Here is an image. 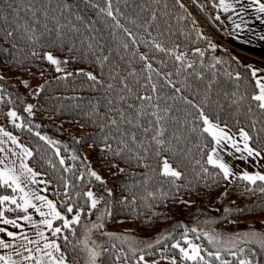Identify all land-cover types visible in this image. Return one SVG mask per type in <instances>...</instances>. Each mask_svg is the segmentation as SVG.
<instances>
[{
  "label": "trees",
  "instance_id": "trees-1",
  "mask_svg": "<svg viewBox=\"0 0 264 264\" xmlns=\"http://www.w3.org/2000/svg\"><path fill=\"white\" fill-rule=\"evenodd\" d=\"M259 1L264 3V0ZM184 2L211 33L224 39L226 29L217 0ZM106 6V0H0V72L16 76L20 72L41 70L47 75L34 93L32 113L29 114L25 111L30 104L23 85L0 73L1 126L32 150L33 156L28 158V164L40 172L43 179L51 180L47 190L49 199L55 200L58 197L54 193L63 192L61 176L76 184L77 191L91 189L96 197L101 198L95 210L81 217V226H74L76 235L72 236L67 230L65 234L75 244L77 238L83 239L85 225L102 216L99 223L106 231L100 232V245L109 249L101 257L103 264H134L129 245L120 238L121 233L131 230L116 227V224L130 220L139 228L138 233L159 236V243L143 248V252L139 249L136 257L165 251L173 252L180 264H197L196 261L182 259L179 249L162 247L187 233L199 242L202 249L215 251L205 239V233L219 234L227 239L250 229L264 232V194L247 192V182L235 177L227 182L218 169L205 163V153L210 151L213 142L207 134L192 130L194 126L197 129L202 127V122L197 121L194 125L196 110L180 100V94H175L168 87L158 93L166 97L167 105L172 107L163 139L175 143L173 135L180 136V146L184 150L181 160L185 178L176 182L181 186L179 192L169 189L168 181L144 166L155 167L157 157L154 148L140 165L129 160V153L123 157L114 155L122 147L119 144L122 137L110 124L111 119L119 120L117 111H110V108L127 110L128 104L140 103L136 100L137 95L151 94L136 83L138 80L143 83L141 75L129 76L133 68L138 71L141 67L139 60L133 57L134 51L148 54L154 60V68H161L158 61L165 60L167 66L163 71L175 73L171 60L159 52L153 56L154 50L145 47L155 38L168 48L178 45V51L187 53L188 62L193 64V68L172 77L176 87L183 89V96L201 105L205 115L213 121L224 126L227 124L232 131L243 128L253 137L252 147L257 146V141L264 144V131H261L264 129V111L258 109L250 98L257 92L250 67L229 48L216 44L218 41L213 43V35L205 32L179 0H112L114 15L139 40L128 50L121 47L128 39L123 30L115 28L112 18L100 12ZM9 32L11 36L7 35ZM196 49H200L203 56L197 54ZM47 51L64 55L72 75H57L45 59ZM103 56H108L109 60L101 63ZM87 69L99 83L87 78ZM115 74L118 78L113 79ZM237 74L239 80L235 79ZM124 79L132 91H122L121 80ZM121 96L126 99L121 101ZM109 101L113 103L109 105ZM164 106L161 104L162 108ZM9 107L17 112L23 128L14 127L9 120L6 115ZM144 126L147 127L146 124ZM29 127L31 131H28ZM125 128L136 132L148 143L151 134L146 137L142 129L127 125L121 126V132ZM36 132L53 144L41 140ZM106 141L112 150H104ZM84 145L88 146L87 156L83 152ZM57 149L59 155L56 154ZM73 156L77 159L73 160ZM61 158L66 162L64 166L59 164ZM87 161L96 164L104 174L103 183L87 174ZM197 161L209 168L210 175H197L201 172ZM64 167L72 168L73 172H64ZM73 173L84 174L85 179L82 182L76 180ZM147 177L151 179L146 185ZM146 188L156 192L157 198H146ZM165 190L168 195L161 197L160 193ZM219 191L215 204L208 205L206 195ZM0 194L12 193L9 189L0 190ZM80 203L84 201L81 199ZM85 212H89L87 206ZM5 215L15 217L18 213L6 212ZM193 228L197 229L195 233L191 231ZM58 242L63 248V241ZM113 244L115 248L111 247ZM67 247L70 252L68 262L72 264L75 257L79 264H84L86 253L77 255L71 252V244ZM121 251L129 257L127 261L116 259ZM201 255L211 259L203 250ZM225 258L232 259L227 254ZM259 259L264 262V257ZM212 264L218 262L213 261Z\"/></svg>",
  "mask_w": 264,
  "mask_h": 264
},
{
  "label": "snow or ice",
  "instance_id": "snow-or-ice-1",
  "mask_svg": "<svg viewBox=\"0 0 264 264\" xmlns=\"http://www.w3.org/2000/svg\"><path fill=\"white\" fill-rule=\"evenodd\" d=\"M259 3V0H255ZM106 7L101 8L100 12L105 13L108 17H111L114 21V27L117 29H122L127 41L122 43L121 47L128 50L130 46H136L139 43L137 36L129 31V29L124 28V26L117 19L116 15L113 13L112 0H106ZM96 5H94L95 7ZM183 7V5H181ZM220 7L224 11H228L232 5L226 4L225 0H220ZM259 12H264V4H259L257 9ZM154 19V17H153ZM219 19V17H217ZM239 27V25H237ZM11 36L12 33L7 34ZM130 42V43H129ZM91 48L92 45L90 44ZM145 47H149L153 51V56L155 52L162 53L165 57L173 62L175 67V73L164 72L163 67L167 64L165 60L161 59L158 61L161 68H154V60L149 58L148 54L139 53L134 51L133 57L137 58L141 63L140 69H132L129 72V76L141 75L143 78V83L138 80L137 84L145 89V95H137L136 100L139 104H128L127 110H116L110 108V111H117L119 120L111 119L110 124L115 127L116 133L122 138L119 144L122 147L118 151L114 152V155L124 156L125 153H129V160H135L138 165L141 164L143 160L148 158L152 153L150 149L154 148V155L157 157L155 167L151 165H144L151 168L152 173L159 174L163 177L165 181L169 183V189H175L176 192L180 191V185L176 182L185 178V173L182 171L183 161L181 156L184 150L180 146V136L173 135V140L175 143H170L169 141L163 139L167 132L166 125L170 121L168 113L172 111V107L167 105V98L160 96L158 93L162 91L164 87L171 88L175 94H180L179 99L183 100L186 105L190 108L196 110V117L194 118V125L197 121L202 122V127L197 129L193 127V131L199 130L201 135L207 134L211 137L213 142L211 150L206 152L207 165L212 166L219 170L225 180H229V177H234L235 174L232 168L224 162L221 152L227 155H235L239 153L237 159L247 160L252 158L256 163L259 159H264V144H260L257 141V146L252 147L253 137L249 135L247 131L243 128L238 129V134L231 133L227 129V124L221 127L219 123H214L205 115L204 109L201 105L193 103V101L188 100L182 95L183 89L176 87L175 81L172 79L173 75H180L182 71L186 69L193 68V64L188 62V54L185 52L178 51L179 46H174L172 48L166 47L164 44L159 43L153 38L152 41L145 44ZM197 54L203 56V52L200 49L195 50ZM36 53H33L35 55ZM45 59L50 63L57 65V70L59 68L60 61L54 58L52 53H46ZM109 60L108 56H103L101 58V63L107 62ZM83 74V73H81ZM68 75H72L69 73ZM253 77H257V72L254 70L252 72ZM87 78L93 82L99 83L96 77L87 74ZM118 78V74L113 75V79ZM236 80L240 79L239 74L235 76ZM122 91H132L129 88L127 79L121 80ZM255 87L258 92L251 95V100L256 102V107L261 111H264V76L257 77L255 80ZM108 88L111 89L112 85L109 84ZM235 96V93H233ZM175 98V97H174ZM121 101L126 98L124 96L120 97ZM240 99H244L241 97ZM113 102L109 101V105ZM233 103H236L234 100ZM161 104L165 106L162 108ZM146 105V106H145ZM25 111L29 114L32 113V106L29 105L25 108ZM251 111V107H249ZM12 121L14 127L23 128V124H18L16 121L20 119L15 110H10L6 114ZM179 122V121H177ZM147 125L145 127L144 125ZM127 125L132 128L142 129L146 137L150 135L148 143L145 139H142L137 135L136 132H129L127 128L121 132V126ZM255 127V123L252 125ZM31 131V128H28ZM264 131V129H261ZM41 140L46 141L48 144H53L51 140L47 137L40 135L39 132L35 133ZM15 147H8V143ZM18 149V151H17ZM105 151H110L111 145H105ZM0 190H11V195L0 194V224L11 225L13 228L18 229V231H9L5 227H0V234H4L9 239L0 238V249H11V252L7 254H0V264H68L70 252L68 250V245L71 244V252L86 253V258H84V264H103L101 257L104 253L109 252V249L104 248L102 245H96L95 241H91L89 233L92 231L91 228L85 227V234L83 239L77 238L75 244L69 238V235L65 234L67 230L72 236L76 235L74 226H81V217L87 216L91 213V210H95L97 205L100 203L101 198L95 196L91 189L87 191L79 190L77 191V185L74 184L69 179L61 176L60 187L63 188V192L57 191L54 193L58 198L53 200L49 199L46 193L48 187L51 185L50 179H38L41 176L40 172L35 171L32 167L26 163L27 159L33 156L31 149L21 144L16 136L11 132L5 131L3 127H0ZM56 154L59 155V149L56 150ZM246 154V155H245ZM14 157V159H13ZM73 160L77 159L76 156L72 157ZM19 161V163H17ZM51 164V162H49ZM65 160L61 158L59 164L61 166L65 165ZM173 163L176 167H173ZM199 165L201 172L197 175L208 176L209 168L205 167L200 161L196 162ZM53 168L55 165H51ZM64 172H73L70 167H64ZM123 172L124 169H119ZM89 176L94 177L96 181L103 183L101 177L93 171H88ZM74 178L79 181L85 179L84 174L76 175L73 173ZM242 181L247 182L246 191L250 193H255L259 191L264 194V174L259 171L254 173H249L248 171H243L239 177H235ZM148 179H145V184L147 185ZM161 188H163V182H160ZM37 185H44L42 188H37ZM146 190V198L156 199L157 193ZM109 195L111 192L109 191ZM168 191L165 190L160 193V196H167ZM84 203L81 204L80 200ZM127 199V198H126ZM85 206L89 209V212H85ZM32 210L31 212L29 210ZM227 211V210H226ZM243 211V210H241ZM6 212H16L18 215L14 219H9L5 213ZM23 213V215H19ZM110 214V213H106ZM38 216L39 219H35ZM69 215L71 219H69ZM97 221L102 220L101 217L96 218ZM18 221H23L24 223H18ZM57 222H61L57 224ZM25 225L31 227L33 230L30 235L25 231ZM93 228H102V223H94ZM193 233L197 229H191ZM111 235V234H109ZM205 239L208 241L215 251H208L207 249H202L200 245L192 243L187 239V233L182 237L183 243L187 247H182L181 242L177 241L171 247L179 249L181 257L184 260L196 261L197 264H212L213 261L218 262V264H264L259 257H264V232H260L255 229H250L242 233H236L229 236L227 239L217 235H210L205 233ZM200 237L197 236V239ZM58 241H63L64 247L62 248L61 243ZM159 243V241H157ZM227 245V246H225ZM115 248L116 245L111 246ZM148 247H152L149 245ZM97 248L101 250L98 251ZM130 251L134 259V264H149L146 260L145 255H139L136 257V248L129 245ZM206 252L207 256L211 259H206L204 255H201V251ZM139 251L143 252L142 249ZM225 254L231 256L232 259H226ZM13 255L19 257V259H13ZM123 258L125 261L129 259L127 255L121 251L116 259L119 260ZM72 264H79V260L75 257L72 259ZM152 264H158L157 261H153ZM169 264H177L175 258L169 261Z\"/></svg>",
  "mask_w": 264,
  "mask_h": 264
},
{
  "label": "rangeland",
  "instance_id": "rangeland-1",
  "mask_svg": "<svg viewBox=\"0 0 264 264\" xmlns=\"http://www.w3.org/2000/svg\"><path fill=\"white\" fill-rule=\"evenodd\" d=\"M197 23L205 30V32H208V28L206 27L205 24H203L201 21H198V20H197ZM213 43H216V39L214 37H213ZM216 44L220 45L223 48L226 47L223 43H220V42H217ZM230 50H231V48H230ZM231 51H233V50H231ZM49 52L50 51H47L46 53H49ZM50 53H52V52H50ZM52 54H53L54 58H56L57 60L60 61V64H59V68L61 69L60 71L57 70V65H54L51 63V65L53 66V69L55 70L57 75H65V74L71 72L72 69L68 66L67 59L64 55L57 54V53H52ZM87 72L91 73L92 71L87 69ZM0 73L3 74L4 76L11 77V79L14 82L20 83L23 85L24 93L28 96L30 105L33 102L34 93L40 88L42 82L44 81V79L47 76L41 70H29L27 72H20L16 76H10L8 73H3V72H0ZM10 110H14V109L12 107H9L8 111H10ZM9 120L11 121L10 118H9ZM210 120H212V119H210ZM213 122L217 123L215 121H213ZM16 123H18V124L20 123L19 119L16 121ZM220 126L224 127V125H221V124H220ZM227 129L230 130L229 128H227ZM230 131L233 134H238V130L237 131L230 130ZM83 152H84L85 156H87V152H88V146L87 145L83 146ZM239 155H240L239 153H236L235 155H227L226 153L221 152V156L223 157L224 162L227 163L232 168V171L235 174L234 177L239 176L243 171H248L249 173H254L256 171H259L262 174H264V159L258 158L259 162L256 163L255 161L252 160V158H248L247 160L237 159L236 157ZM262 155H264V152H262ZM87 168H88V171H93L97 175H99L101 177V179L104 178V174L96 166V164L87 161ZM234 177H229V180H227V182L231 181ZM220 193H221V191L207 194L206 195L207 204L208 205H214L215 199ZM21 215H23V214H21ZM8 218H16V216L15 217H8ZM94 221L95 222L87 223L85 225V227L92 229V231L89 233L91 241H95L96 245H100V239H101L100 232L106 231V229L104 226L102 228H99V229L93 228L92 225L94 223H99V221H97L96 218ZM85 227H84V234H85ZM116 227L122 228L125 230H131L130 232L125 231V232H123V234L121 233L120 238L126 244L131 245L133 248H136L137 250L148 247L149 245H153L159 240L158 235H145L142 233H138L139 228L130 220L126 221V222L124 221L122 223H118V224H116ZM111 230H112V228L109 231H111ZM30 231L33 232L31 227L27 228V232H29V234L31 235L32 232L30 233ZM184 234L180 237V239H178L176 241L175 240L172 241L170 243V245L165 244L162 248L163 249H168V248L171 249L172 248L171 246L173 244H175L177 241L181 242L182 247H187V245H185L183 243V239H182ZM187 239L192 241V243H194V244L200 245L199 242L197 240H195L192 235L187 234ZM99 249L100 248H97L98 251H99ZM10 251H11V249H0V254H6ZM179 254L181 257V253H179ZM145 258L149 262V264H152L153 261H157L158 264H169V261L173 258H175L176 261L178 260V257L173 252H165V251L161 252V253H151V254L145 256ZM18 259H19V257H17V260ZM177 264H180V263L177 261Z\"/></svg>",
  "mask_w": 264,
  "mask_h": 264
},
{
  "label": "crops",
  "instance_id": "crops-1",
  "mask_svg": "<svg viewBox=\"0 0 264 264\" xmlns=\"http://www.w3.org/2000/svg\"><path fill=\"white\" fill-rule=\"evenodd\" d=\"M225 3L232 5L228 11H224L220 7V0H217L218 11L222 15V21L226 29V34L223 39L224 44L229 49L231 48L239 56L240 61L248 65L252 72L255 70L257 77L264 76V12L257 10L259 4L264 3L260 1L256 3L255 0H225ZM257 77H254L255 80ZM0 127H2L1 124ZM5 131L7 130L5 129ZM19 142L24 144L20 140ZM24 145L28 147L26 144ZM8 147L14 148L15 146L9 142ZM2 155L0 154V156ZM26 163L28 164V159ZM29 167L31 166L29 165ZM38 179H43V177L40 176ZM36 187L42 188L44 185H37ZM42 194L47 195V192ZM29 211L31 212L32 210L30 209ZM34 218L39 219L35 215ZM18 223L24 222L18 221ZM0 227H5L9 231H18V229L13 228L11 225L0 224ZM27 228L29 226L25 225V231H27ZM0 238L9 239L4 234H0ZM13 259H17V256L13 255ZM68 264L70 263L68 262Z\"/></svg>",
  "mask_w": 264,
  "mask_h": 264
},
{
  "label": "built area",
  "instance_id": "built-area-1",
  "mask_svg": "<svg viewBox=\"0 0 264 264\" xmlns=\"http://www.w3.org/2000/svg\"><path fill=\"white\" fill-rule=\"evenodd\" d=\"M181 1L185 6H187L188 10L192 13L193 17L195 18V20L197 21H201L203 23V21L199 18V16H197L192 10L191 8L188 7V5L184 2V0H179ZM204 24V23H203ZM209 31V30H208ZM210 32V31H209ZM211 33V32H210ZM213 35V37L216 39V41L220 42V43H223L224 42L219 38L217 37L216 35H214L213 33H211ZM225 45V44H224Z\"/></svg>",
  "mask_w": 264,
  "mask_h": 264
}]
</instances>
